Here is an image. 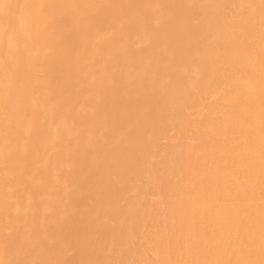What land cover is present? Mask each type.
I'll return each instance as SVG.
<instances>
[{
	"label": "bare ground",
	"instance_id": "bare-ground-1",
	"mask_svg": "<svg viewBox=\"0 0 264 264\" xmlns=\"http://www.w3.org/2000/svg\"><path fill=\"white\" fill-rule=\"evenodd\" d=\"M0 264H264V0H0Z\"/></svg>",
	"mask_w": 264,
	"mask_h": 264
}]
</instances>
